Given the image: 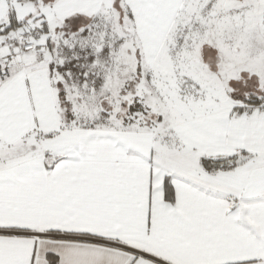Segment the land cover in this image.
<instances>
[{"label": "snow or ice", "instance_id": "snow-or-ice-1", "mask_svg": "<svg viewBox=\"0 0 264 264\" xmlns=\"http://www.w3.org/2000/svg\"><path fill=\"white\" fill-rule=\"evenodd\" d=\"M0 264H264V0H0Z\"/></svg>", "mask_w": 264, "mask_h": 264}]
</instances>
